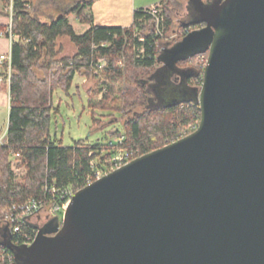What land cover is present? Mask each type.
I'll list each match as a JSON object with an SVG mask.
<instances>
[{
	"label": "water",
	"instance_id": "95a60500",
	"mask_svg": "<svg viewBox=\"0 0 264 264\" xmlns=\"http://www.w3.org/2000/svg\"><path fill=\"white\" fill-rule=\"evenodd\" d=\"M186 3L165 65L207 51L197 128L75 191L30 245L1 226L15 264H264V0Z\"/></svg>",
	"mask_w": 264,
	"mask_h": 264
},
{
	"label": "trees",
	"instance_id": "16d2710c",
	"mask_svg": "<svg viewBox=\"0 0 264 264\" xmlns=\"http://www.w3.org/2000/svg\"><path fill=\"white\" fill-rule=\"evenodd\" d=\"M93 1L73 0L66 5L60 0H0V13L11 17L14 35L9 79L5 74L0 80V90L7 91L9 96L7 129L0 143V222L12 204L23 203L29 198L49 201L52 185L66 187L74 193L87 184L91 172L89 162L93 157H100L104 147L86 144L81 139L74 141L72 146H63L60 140L55 142L51 138L49 131L52 93L56 88L67 92L75 74L97 81L96 71L100 70L110 79L104 87L103 81L87 89V105L97 125L100 121L94 118L96 110L119 114L122 130L110 129L107 135L123 134V147L134 156L167 144L199 122L200 109L194 94L168 104H149L150 87L157 85L156 74L167 72L170 63L183 71L188 85L195 91L199 89L200 71L188 63V57L177 56L165 65V50L192 26L180 24L176 36L159 41L152 17L145 8L133 11L129 27L101 26L93 23ZM10 5L11 14L7 11ZM156 5L163 14L166 35L173 29L171 10L179 5V0H159ZM45 11L48 13L44 17L51 18L49 22L41 19ZM54 11H61V14L53 18ZM69 14H75L88 28L77 34ZM4 27L1 25V29ZM61 36H66L74 45L73 54L62 55V46L58 44ZM139 36L143 39L139 40ZM98 57L106 59V67L90 68V61ZM121 58L125 60L123 68L117 66ZM96 86L105 89L100 97H96ZM137 108L141 110L136 111ZM12 154L14 160L10 158ZM14 165L24 169L19 177L15 175ZM20 227L21 231L12 239L16 245V239L33 233L35 224L21 222ZM2 250L9 254L12 251L0 246V264H9L1 258Z\"/></svg>",
	"mask_w": 264,
	"mask_h": 264
},
{
	"label": "rangeland",
	"instance_id": "374dc122",
	"mask_svg": "<svg viewBox=\"0 0 264 264\" xmlns=\"http://www.w3.org/2000/svg\"><path fill=\"white\" fill-rule=\"evenodd\" d=\"M63 4L70 5L73 0H60ZM139 4H148L152 6L159 2V0H137ZM186 0H179V5L172 7V20L173 29L164 35V39H170L176 36L181 29L180 24L186 20ZM11 6V5H10ZM10 6L7 11L10 10ZM48 13V12H47ZM46 11L42 13L41 19L44 21H50L51 18L44 17ZM61 11L53 12V18L60 15ZM70 23L73 25L74 31L77 34L83 33L87 28V24H82L78 21L75 14H69L68 16ZM137 33V32H136ZM142 36H139V40ZM166 41V40H160ZM58 44L62 46V55H71L75 52L74 45L69 41L66 36H61L58 38ZM105 59V58H104ZM123 62L125 60L123 58ZM106 59L104 66L106 67ZM167 69L173 74H168V72L160 71L156 74L157 85L150 87V99L149 104H168L174 100H178L185 97L193 96L195 89L187 84L184 75L180 73V68L174 64H167ZM3 71H6V67L3 66ZM97 72V81L94 79H86L84 76L75 74L72 79L71 85L67 92H64L60 88H56L52 93V115L50 120V135L51 138L57 142L61 141L63 146H72L74 141L79 139L83 140L84 143L89 145H96L97 147L103 146L106 139L109 137L107 132L110 129H120L122 130V120L119 114L115 111L108 110H96L94 118L100 121V124H94L92 121L91 110L87 105V89L89 87L97 85H102L104 87L108 82L109 78H106L103 72ZM183 72V71H182ZM185 72V71H184ZM5 75V74H4ZM85 79V81H83ZM151 84H154L151 83ZM98 91L96 97H100L103 93V88L96 86ZM155 88V89H154ZM154 89V90H153ZM141 110L137 108L136 111ZM6 108L0 109V135L4 130V126L7 119ZM5 113V114H4ZM3 138V134L1 135ZM3 143V139L0 141ZM103 152V150H102ZM14 155H10L12 160ZM14 172L16 177H19L23 173V167L14 165ZM48 215L44 209H41L38 213L32 217V220L40 222V225L51 224L55 216H50L49 219L43 221V218ZM49 216V215H48ZM39 220V221H38ZM1 230V223H0Z\"/></svg>",
	"mask_w": 264,
	"mask_h": 264
},
{
	"label": "built area",
	"instance_id": "2783aa9c",
	"mask_svg": "<svg viewBox=\"0 0 264 264\" xmlns=\"http://www.w3.org/2000/svg\"><path fill=\"white\" fill-rule=\"evenodd\" d=\"M144 11L149 13L152 17V26L154 27V33L159 37V41L160 39H164L163 14L161 13L159 7L154 4L152 6L146 7ZM9 13L11 14V6ZM1 33L7 36V38L10 40L14 38L11 28V17H9L8 23L5 25L4 29L1 30ZM142 39L143 38H141V40ZM0 61L7 63L6 73L8 80L10 72V55H0ZM188 63L200 71L197 82L201 86L203 82V72L207 64V53L203 52L195 54L193 56H189ZM104 64V57H98L96 60L90 61L88 65L90 68L98 70L104 67ZM69 65L72 66L73 63L69 62ZM117 66L120 68L124 67L123 58L117 61ZM197 126L198 124L190 126L187 130L179 133L176 139L170 142H173L194 131ZM123 139V134L117 137H108L106 139V142L104 143L105 145L103 148V152H101L100 157H93L89 162L91 172L89 177L87 178V184L100 178L105 173L129 163L132 159L137 157L134 156V153L123 147ZM14 155L16 156L18 155V153ZM101 157L104 158L101 159ZM49 191L51 194V199L47 202L35 198H29L23 203L12 204L8 208L5 218L0 223L1 225H7L11 235V240L13 239L14 234H16L17 232L19 233V231H21V222L40 225V222L32 220V217L41 209H44L45 212L49 215H46L43 218L42 222L46 221V219H48L50 216H58L59 219H61L63 212L66 209L74 193L72 190L66 187H57L55 185L50 186ZM37 231V228L34 227L32 234H26L23 235L22 238L16 239L18 243L17 245H30L35 239ZM1 258L6 260L9 264H13V262L15 261L13 254L6 253L4 250H2L1 252Z\"/></svg>",
	"mask_w": 264,
	"mask_h": 264
},
{
	"label": "crops",
	"instance_id": "0c3cea01",
	"mask_svg": "<svg viewBox=\"0 0 264 264\" xmlns=\"http://www.w3.org/2000/svg\"><path fill=\"white\" fill-rule=\"evenodd\" d=\"M146 6H148V4H139L137 0H94L91 5L93 23L101 26H119L126 28L132 24L133 11ZM0 9H2L1 3ZM187 14L188 12L186 11V15ZM186 17L187 16H185V18ZM8 20L9 17L0 13V55H10L11 40L1 33V25H6ZM4 63L5 62L0 61V80L3 78L4 74L7 76L6 71H3V66L5 67ZM83 81H85V79ZM4 107L6 108L5 113L7 114V119L4 130L2 131L3 138L7 129L9 96L7 91L0 90V109ZM1 135L0 141L3 139Z\"/></svg>",
	"mask_w": 264,
	"mask_h": 264
},
{
	"label": "flooded vegetation",
	"instance_id": "af4514ba",
	"mask_svg": "<svg viewBox=\"0 0 264 264\" xmlns=\"http://www.w3.org/2000/svg\"><path fill=\"white\" fill-rule=\"evenodd\" d=\"M49 219V218H48Z\"/></svg>",
	"mask_w": 264,
	"mask_h": 264
}]
</instances>
